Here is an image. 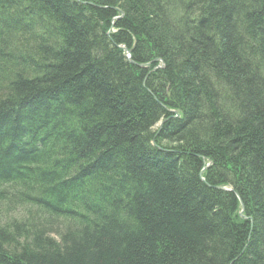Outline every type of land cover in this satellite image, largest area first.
Instances as JSON below:
<instances>
[{
  "label": "trees",
  "instance_id": "1",
  "mask_svg": "<svg viewBox=\"0 0 264 264\" xmlns=\"http://www.w3.org/2000/svg\"><path fill=\"white\" fill-rule=\"evenodd\" d=\"M4 1L0 14L12 16ZM30 1L53 9L50 15L60 23L55 32L64 37L65 48L52 52L43 45L49 39L44 28L38 43L28 27L16 24L9 30L30 36L25 46H35L39 56L30 58L34 77L11 57L2 66L8 71H1L12 70V80L6 91L0 88V264H264V0H164L162 6L155 0H127L122 7L130 19L123 24L141 40L136 60L158 57L164 63L162 75L155 74L158 86L150 79L154 64L134 72L119 55L93 58L106 51L93 40L101 30L68 0ZM251 43L250 54L239 50ZM147 75L152 93L168 90L184 106L183 122L190 129L182 122L174 133L165 125L152 129L161 106L140 85ZM43 99L60 114L71 109L78 114L73 127L81 128V135L70 131L72 147L64 151L83 157V170L93 169V159L99 163L125 149L124 167H111L125 201H110L109 211L98 214L84 209V201L71 206L69 197L61 198L67 183L59 181L55 193L54 175L43 172L48 159L62 163L59 155L45 159L43 146L36 144L11 150L19 120L14 114ZM218 100L239 116L219 114ZM149 140L161 152L151 149ZM202 156L214 162L210 187L196 178ZM237 173L251 231L247 221L231 226L219 213L211 214V207L204 208L221 197L213 186H225ZM226 199L234 204L232 195ZM46 224L58 230L52 233Z\"/></svg>",
  "mask_w": 264,
  "mask_h": 264
},
{
  "label": "bare ground",
  "instance_id": "2",
  "mask_svg": "<svg viewBox=\"0 0 264 264\" xmlns=\"http://www.w3.org/2000/svg\"><path fill=\"white\" fill-rule=\"evenodd\" d=\"M68 1H69V4H71V7H72V4H74L81 12L84 13V15L86 17H88L90 23L92 24V26H94V28L96 25V27L99 26V29L101 30L98 32L96 31V38H94L93 40H95V42H97L98 44H101V42H102L104 45H102L101 47L106 49V51L104 50L102 53H98V54L93 53L94 54L93 58H96L98 60H105L107 54H109L111 56H116V57H117V55H119L120 59L127 66L130 65V68L132 69L131 71L137 70L138 68H140L139 71H142L141 68L144 69V67H146V66L151 67L152 64H154L151 67L153 72L151 73L150 79H152L154 81L155 86H158L159 84H161L158 81V79L160 77L157 78V76H156L157 74L162 75V73L164 72V63L160 58L154 57L151 61H149V57L146 56V60H148V62H142V63L136 60L137 53H135L136 51L134 49H135V47L138 48L139 45H141V40L137 37V35L134 32H132L131 30H129L127 28V25L123 24V23H126L127 18H128V20L130 19L128 16V12L125 11V9H124L127 0H68ZM155 1H158L161 6L163 4H165L164 0H155ZM21 2H22V4H24L26 2L23 5L24 15H25V17L29 23L31 22V24H32V22H33L37 25L38 29H35V30L38 33H39V29H41V28H44V30L49 29V31H51V30L56 31V29L60 26L59 21H57L58 27H55V25H57L56 21H55L56 18L50 15L51 12H53V9H51V10L48 9V11H47V9L45 8L46 6L42 7V5H35L34 3H32V1L29 2V0H22ZM187 2H190V0H187ZM122 5L124 7H122ZM166 5H167V3H166ZM5 7H7L9 9V6H5ZM7 11H9V14H14V12H15V11H11L10 9ZM97 12H99V13H97ZM187 16H186V18L191 19L190 17H187ZM181 19H182V17H181ZM3 25L4 24L2 22H0V26H3ZM125 27L129 31L124 32L123 30L126 29ZM103 30L105 31L104 35L102 34ZM36 31H34V32L31 31V33L37 35ZM238 32L241 34V36L243 35L242 31H240L239 29H238ZM45 35H47V36L49 35L48 31H46V30H45ZM58 35L60 37H58V40L55 41V43L47 41V42H43V45H46L48 48L50 47L49 50L50 51L52 50V52H57L60 48H61L60 50L64 49L65 48V39L61 34L58 33ZM100 36L101 37L104 36V38L100 39L99 38ZM10 37H11V39H10ZM117 37H118V39H117ZM243 37L246 38L245 33H244ZM115 38H116V40H115ZM30 39H31V37L26 35V34H23V36H22L18 32H15V31L12 32V31L5 29L4 26L0 27V53H1V55L7 56L8 58H10V57L13 58L15 61V64H17L16 67L22 68L23 70L28 71L30 76L34 77L35 75H33L30 72V71H33L30 58L31 57L35 58L34 55L39 56V54H37V51H35V48H34L35 46L33 48H30L31 46L29 48H27V46H25V43L27 41H29ZM253 47L255 48V45L253 43H251L249 45L240 46L239 50L240 51H246L247 50V53L250 54L249 51H251V49ZM22 56H23V59L26 58L25 61L22 59ZM51 58L52 57H50V59ZM27 59H29V60L27 61ZM38 59L45 60L42 56L39 57ZM111 59L113 60V57ZM249 59L253 65H255L257 63L256 58H254V59L249 58ZM116 63H117V66L120 67L119 63L118 62H116ZM6 65H8V61L5 63L0 62V88H4L6 86V83L12 80V78H11L12 70L9 71L10 74H6V73L3 74L1 72L4 69H5L4 71H8V69H6V67H1V66H6ZM96 68L97 67L95 66L94 69H96ZM134 72H136V71H134ZM147 78H148V75L143 77L142 83H140V85L143 88L142 87L141 88L144 90V92L146 94L151 96L154 99V101L158 102L161 106V110H160V113L158 116V122H157V124H155L153 126L152 129L157 130L162 125L163 126L165 125L164 128H165V131L167 130V133H174L176 130L177 131L180 130V125H181L180 123L181 122H182V127L184 130L190 129V124L183 122L185 120L184 106L180 105L179 102H178V104H176L177 101H176L174 95L172 93H169L168 90L166 92H164L163 94L162 93L156 94V92H157V89H156V92L152 93L150 85L145 83V81H147ZM0 96H1V94H0ZM163 96H165V97H163ZM230 99H232L231 96H230ZM26 101L28 103H30L32 100H30L28 97H26ZM218 101L220 103L219 105L222 107V109L217 111V112H219V114H222V113L228 114V116L232 117V118H236L237 116H239L238 113L233 112L232 109L229 108V106H227L225 104L226 102L224 103L223 101H220V100H218ZM230 102H232V101H230ZM46 103H45V107L48 108V105ZM59 103H60V106L62 105L65 108L68 107L64 100H60ZM31 104H32V102H31ZM210 114H212V111L209 110L206 113V115H210ZM66 115H68L67 112H66ZM192 129L196 130L194 127H192ZM78 132L81 133V128H79ZM193 133H195V135L201 136V135H199L201 132L199 133L197 131V132H193ZM3 134H4V129L0 128V139L2 138ZM190 134H192L191 131H190ZM145 136L147 137L146 134H145ZM151 138H153V137H151ZM17 141L18 142H13V146H12L11 150H13L14 148L17 149V148L23 147V145H25L22 142V139L20 142H19V139ZM148 143H149V146L151 149H154V150L161 152V146L158 145L157 142H155L154 140H149ZM62 147L64 148L65 144H63ZM52 150L54 151L57 149L52 148ZM118 151L110 153L109 155L106 156V158H108V160L107 159L104 161L102 160L99 163H96L95 159H93L91 161V164L93 165V169L91 171H94V174H90L91 171L88 173H85L82 175V177L81 176L79 177L81 180L79 182H76V183L71 179V177L79 174V170L81 168L85 167V165H87L86 163L83 166L76 165V166L70 167L69 168V170L71 172V173H69V175L71 176L70 177L69 175H67L66 171H64V167L62 165H60L62 163H59V162H56L53 160L51 162L48 159L45 162L46 168L43 169V172H47V173L54 175L53 179H55L56 181L52 182L51 187H53L52 189L55 193L56 192L59 193L58 187H57L59 181H64L68 184L69 187H66L65 190L62 191L61 198L69 197L72 201L71 203H69V204H71V206L77 205V204H82L84 201V203H83L84 209L85 208H88L90 210L94 209V211L97 212V214L99 212L107 213L109 211V207H110L109 202L110 201L113 202V200H116L117 198H120L123 201H125V198H126V196H123L118 192L116 184H115L116 183L115 180H119L120 177L114 172V170L112 171V168H111L112 165L116 166V167H122V168L125 165V163L123 162V158H122L125 149L120 150V152H118ZM9 154H10V152H9ZM82 159L83 158L80 156L74 158V160H82ZM115 160L117 161V164L115 163ZM107 161H110L109 164L106 163ZM201 161H202L201 167L196 172V178L198 179V181L202 182L205 186L207 185L208 187H210V185L208 184L209 183L208 173L210 172V170L213 169L214 162L210 159L207 160L204 156L201 157ZM105 165H107V166H105ZM41 169L42 168L40 166V170ZM97 170H98V172H96ZM57 174L60 175L59 180L57 178ZM239 174L240 173H237V175L234 178L232 177L230 179V181H228L225 186H222V185L213 186L212 189L214 191H216V193L218 195L220 194L221 197L216 202H211L210 204L205 203L204 208L207 210L209 207H211V210H212L211 214L212 213H219L220 215H222L224 217V219L231 226L241 225V223L243 224L244 222L247 221L250 223L248 228L251 231L253 229L252 223H251L252 221H251V217L247 214V210H246V209H248L249 205L247 202L245 204V201L241 195L242 192L240 189H241L242 180H241V176ZM76 181H78L77 178H76ZM117 193H118V195H117ZM88 194H90V196H97V197L103 196V197L100 200V202H96V201L90 202L88 200L90 203L89 202L86 203V199L89 198ZM229 194L232 195L233 198H235L234 204L232 203L233 205L229 204L228 203L229 201L226 199ZM224 198H225L226 202H225ZM65 206H67V205H65ZM82 209L83 208H81L80 210H82Z\"/></svg>",
  "mask_w": 264,
  "mask_h": 264
},
{
  "label": "rangeland",
  "instance_id": "3",
  "mask_svg": "<svg viewBox=\"0 0 264 264\" xmlns=\"http://www.w3.org/2000/svg\"><path fill=\"white\" fill-rule=\"evenodd\" d=\"M12 1H14V2L9 3L6 0V1H4V5L9 6V9L11 11H15L16 13L12 14V16H11V15H7L6 12H1V14H0V16H1L0 20L1 21L0 22H2L4 24L3 26L7 30H10L12 27L16 26V24L19 26L28 27V28H25L26 31L29 32V35L32 34V33H30L31 31L34 32V31H36L35 29H38L37 25L33 22L31 24L27 21L25 15H24V12H23L24 7H21L20 2H18L17 0H12ZM243 3L245 5V7H249L248 2H246V3L243 2ZM168 16L170 17V15H168ZM8 17H10V18H8ZM170 19H171V17H170ZM3 26H0V27H3ZM133 26H134V24H131V28H133ZM46 31H48V34H49L47 38H49L50 41L55 43V41L58 40L55 30L49 31V29H46ZM123 31L127 32V29H124ZM132 31H134V30L132 29ZM194 34H197V32H195ZM32 38H33L32 39L33 42L38 43L40 41L39 38H42V36H40V31H39V33L37 32V35L34 34V36ZM238 39L240 40L241 38L238 36ZM144 53H146V51H144ZM8 60H9V58L7 56H3L0 53V62L1 63H3V62L5 63ZM146 67H148V66H146ZM146 73H149V72H146ZM4 90L6 91V88H4ZM45 103H46V100L43 99V100L39 101L37 104H33L35 106L33 109L31 108V109H28L27 111H24L23 113L20 112L18 114H14V119H19V120L17 121L18 123L16 122L17 123L16 128L13 131L10 139H12L15 142H18L17 141L18 139L20 141L22 139V142L26 143L23 146V148L27 147V149H29V145H31V144L43 146L44 151L42 150L43 152L41 153V157H43L45 159H47L48 157L55 158L57 155H59L61 157V160H62L61 165L64 167V171H66L67 175H69V173H71L69 170L70 167L76 166V165L83 166L85 163H87L83 159L82 160H74L75 157H79V156L78 155H71V154L67 155L64 151L65 149L62 147L63 144H65V147H72V146L68 145L69 144L68 138L70 136L69 135L70 131H74V134L77 136L81 135V133L78 132L79 128L76 126V129H77L76 130L73 127L74 122L78 119V114L70 113L72 110V109L69 110L70 107L69 108L67 107V110L70 111V112H68V115L60 114L61 109L60 110H58V109L54 110V107H50L51 102H49V101L46 103L48 105V108H46ZM161 128H162V126H161ZM32 129H34V130H32ZM158 130H160V127L158 128ZM162 130L164 131V128ZM52 148L53 149L56 148L57 150L53 151ZM26 158L28 159L29 157H26ZM26 158H24L22 160H27ZM115 163L117 164L116 160H115ZM85 167H86V165H85ZM85 167H83V168H85ZM83 168H81L79 170V174H77L76 176L74 175L71 177L69 175L75 183L79 182L81 180L79 178L80 176L82 177L83 174L88 173L92 170L91 169L90 171H88V170L86 171V170H83ZM96 172H98V170ZM90 174H94V171H91ZM76 178L78 179V181H76ZM65 187H69L68 184ZM88 197L89 198L86 199V203L89 201L90 202L91 201L92 202H95V201L100 202V200L102 199L103 196L97 197V196H90V194H88ZM50 205H52V204H50ZM17 213L14 214L15 218L20 217V215ZM46 225L49 226L50 232H52V233H53V231L58 230L56 228L57 226L55 227L54 225L51 226L49 224H46ZM46 230H47V228H46Z\"/></svg>",
  "mask_w": 264,
  "mask_h": 264
}]
</instances>
